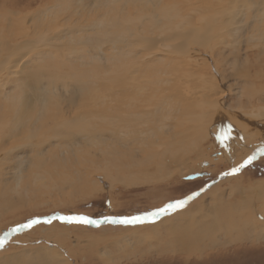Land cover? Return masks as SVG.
<instances>
[{"label": "bare ground", "instance_id": "6f19581e", "mask_svg": "<svg viewBox=\"0 0 264 264\" xmlns=\"http://www.w3.org/2000/svg\"><path fill=\"white\" fill-rule=\"evenodd\" d=\"M136 1L119 8L118 0H98L107 7L95 16L68 6L27 26H0V107L10 114L0 117V163L28 151L36 167L84 163L91 175H124L127 185L139 181L125 175L160 170L166 140L209 135L225 150L264 137V0ZM228 75L237 81L228 89L236 108L225 106ZM254 185L264 194V179ZM211 192L216 203L220 187ZM252 200L229 204V226L264 238V210ZM193 217L186 211L157 225L176 222L168 236L190 246L203 234L181 227L196 225ZM38 258L62 262L46 251Z\"/></svg>", "mask_w": 264, "mask_h": 264}, {"label": "rangeland", "instance_id": "374dc122", "mask_svg": "<svg viewBox=\"0 0 264 264\" xmlns=\"http://www.w3.org/2000/svg\"><path fill=\"white\" fill-rule=\"evenodd\" d=\"M97 1L0 0V26L13 22L27 26L33 24L37 15L43 16L55 10L65 14L68 6H77L85 14L95 16L107 7ZM135 2L118 0L115 5L122 7L125 3V6H135ZM231 62L226 65L227 71H231ZM235 82L228 75L222 85L227 92L226 108L237 107V96L232 90ZM229 87L232 89L228 92ZM252 102L257 104L255 100ZM5 114L10 120L9 112L5 113L0 107V117ZM1 126L3 130V124ZM183 126L178 125L176 129L180 130ZM250 140L242 147L225 150L214 145V137L209 135L193 136L179 145L166 140L164 147L169 149L159 154L164 163L160 170L155 172L154 167L149 165L144 175H125L129 180L139 181L127 185L122 181L124 175H91L86 168L89 165L84 163L80 165L76 162L71 166L62 160L57 166L44 164L36 167L30 164L33 153L20 151L17 156L0 163V237L12 227L53 214L94 219L140 215L191 194L198 195H192L184 208L151 223H101L96 226L53 220L50 224H34L7 238L5 248L0 249V264H264V238L252 234L240 235L231 228L233 210L229 204L251 197L252 205L261 206L264 210V194L260 195L259 190L251 188L257 179H264V154L260 152L264 149V137L256 136ZM79 146L90 149L92 144L88 148L85 142ZM99 146L96 142L91 149ZM172 147L182 148L171 151ZM250 156L254 157L250 164L240 168L239 172L226 174ZM148 176L151 178H146ZM234 176L243 188L239 186L235 189ZM218 186L220 195L215 203L211 190ZM186 211L194 215L196 225L190 226L189 222L181 227L198 230L197 234L203 233L190 246H183L171 235L168 236V230L176 222L168 230L159 229L157 225L173 220L174 216ZM218 219L221 229H217L214 223ZM210 221L214 224L206 226ZM198 225L205 227L199 228ZM45 251L50 255L48 259L53 260L52 253L62 262H45L38 258Z\"/></svg>", "mask_w": 264, "mask_h": 264}, {"label": "snow or ice", "instance_id": "6c2138e0", "mask_svg": "<svg viewBox=\"0 0 264 264\" xmlns=\"http://www.w3.org/2000/svg\"><path fill=\"white\" fill-rule=\"evenodd\" d=\"M227 137L225 136L224 139ZM261 154H264V149L260 150ZM254 159L253 156H250L247 158V160L244 161L243 164H241L239 167L233 168L230 173H226L227 175L234 174L236 172L240 171V168L244 167L246 164H250L252 160ZM193 195H198V193H195ZM192 197H188L183 200H176L174 202H170L163 207H160L158 209H155L153 211L145 212L140 215H132V216H121V217H104L103 220H94L86 216H52L49 218L44 219V223H52L53 220H60L63 222H67L69 224L71 223H78V224H90V225H96L99 226L101 223H112V224H120V225H138V224H144L146 222H155L157 219L161 218L162 216L168 215L171 212H175L178 209L184 208V206L187 204L188 200ZM41 221L39 219H32L29 220L25 224H20L16 226L15 228H12L9 233H6L4 237L0 238V249L5 248L7 243V238L11 233H15L17 231H20L25 228H31L34 224H38Z\"/></svg>", "mask_w": 264, "mask_h": 264}, {"label": "water", "instance_id": "95a60500", "mask_svg": "<svg viewBox=\"0 0 264 264\" xmlns=\"http://www.w3.org/2000/svg\"><path fill=\"white\" fill-rule=\"evenodd\" d=\"M190 177H194V175H190ZM192 195H193V194L187 196L186 198H188V197H192ZM186 198H185V199H186ZM181 200H183V199H181ZM52 216H65V215H61V214H53V215H51V216H49V217H52ZM74 216H81V215H74ZM49 217H40V218H35V219H39L42 223H44V222H43L44 219H45V218H49ZM106 217H112V216H106ZM103 218H104V217H103ZM103 218H98V219L91 218V219H94V220H101V221H102ZM59 221H60V220H59ZM24 224H25V223H24ZM17 226H18V225H17ZM15 227H16V226H15ZM15 227H12V228H15ZM12 228H11V229H12ZM11 229H9L7 232H5L0 238L4 237L6 233H9ZM12 234H13V233H11L10 235H12ZM10 235H9V236H10ZM9 236H8V237H9Z\"/></svg>", "mask_w": 264, "mask_h": 264}]
</instances>
